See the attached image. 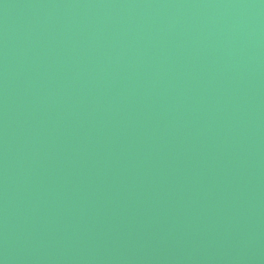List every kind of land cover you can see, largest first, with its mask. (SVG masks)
Segmentation results:
<instances>
[{"label": "water", "instance_id": "1", "mask_svg": "<svg viewBox=\"0 0 264 264\" xmlns=\"http://www.w3.org/2000/svg\"><path fill=\"white\" fill-rule=\"evenodd\" d=\"M0 264H264V0H0Z\"/></svg>", "mask_w": 264, "mask_h": 264}]
</instances>
